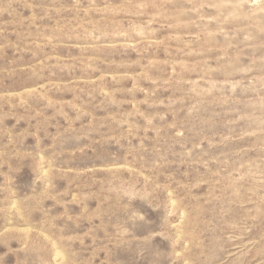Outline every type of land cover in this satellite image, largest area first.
Here are the masks:
<instances>
[{"label": "rangeland", "instance_id": "rangeland-1", "mask_svg": "<svg viewBox=\"0 0 264 264\" xmlns=\"http://www.w3.org/2000/svg\"><path fill=\"white\" fill-rule=\"evenodd\" d=\"M0 264H264V0H0Z\"/></svg>", "mask_w": 264, "mask_h": 264}]
</instances>
